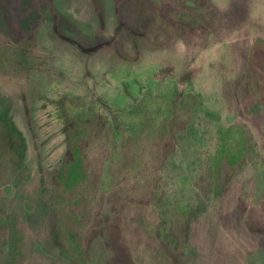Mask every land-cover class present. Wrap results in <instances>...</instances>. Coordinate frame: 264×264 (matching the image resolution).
Segmentation results:
<instances>
[{
	"label": "rangeland",
	"instance_id": "374dc122",
	"mask_svg": "<svg viewBox=\"0 0 264 264\" xmlns=\"http://www.w3.org/2000/svg\"><path fill=\"white\" fill-rule=\"evenodd\" d=\"M260 36L264 0H0V264H264Z\"/></svg>",
	"mask_w": 264,
	"mask_h": 264
},
{
	"label": "trees",
	"instance_id": "16d2710c",
	"mask_svg": "<svg viewBox=\"0 0 264 264\" xmlns=\"http://www.w3.org/2000/svg\"><path fill=\"white\" fill-rule=\"evenodd\" d=\"M260 68L262 69V71L264 70V37L262 36L256 39L251 50L249 68V83L251 87H255L259 83ZM173 85L176 87L175 82H172V87L170 89L162 91V98H167L168 100L170 97H173V95L175 94L174 92H176V89ZM147 101L148 98L144 97V99L137 104H128L120 116L121 122L124 124L131 125L130 123L133 121L134 118H137L140 114L144 113L147 110V106L149 104ZM187 102L190 103L189 100H187ZM67 107L69 110L67 114L70 116H83L88 121L100 120L97 115L98 113L96 107L93 104L78 103L73 106ZM244 134V129L240 125H232L227 128H222L220 133L222 149L224 148L226 151H228V142H230V139L232 138L234 141L237 142L239 138L241 139L244 136ZM79 136L80 133H78L72 125L67 127V141L69 146L70 157L64 163V168L61 174L63 177H69V174L73 173V171L78 167V165H80L79 161L81 159L80 155L82 152L78 140ZM255 211L256 208L252 209L249 212L250 227L253 230L264 231V213L259 214V212Z\"/></svg>",
	"mask_w": 264,
	"mask_h": 264
}]
</instances>
